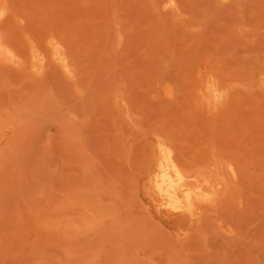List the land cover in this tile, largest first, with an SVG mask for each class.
I'll return each mask as SVG.
<instances>
[{"label":"rangeland","instance_id":"obj_1","mask_svg":"<svg viewBox=\"0 0 264 264\" xmlns=\"http://www.w3.org/2000/svg\"><path fill=\"white\" fill-rule=\"evenodd\" d=\"M0 264H264V0H0Z\"/></svg>","mask_w":264,"mask_h":264},{"label":"bare ground","instance_id":"obj_2","mask_svg":"<svg viewBox=\"0 0 264 264\" xmlns=\"http://www.w3.org/2000/svg\"><path fill=\"white\" fill-rule=\"evenodd\" d=\"M211 91V90H209ZM233 168H230L232 171ZM152 183L154 191L168 204L188 208L198 188L207 182V178H199L185 172L178 163L173 149L159 142L158 155L152 166Z\"/></svg>","mask_w":264,"mask_h":264}]
</instances>
